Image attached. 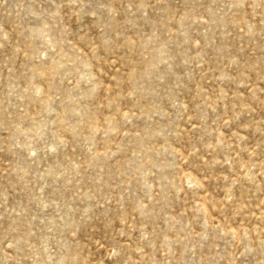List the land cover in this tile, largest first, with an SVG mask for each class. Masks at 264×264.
I'll return each mask as SVG.
<instances>
[{
    "label": "rangeland",
    "instance_id": "1",
    "mask_svg": "<svg viewBox=\"0 0 264 264\" xmlns=\"http://www.w3.org/2000/svg\"><path fill=\"white\" fill-rule=\"evenodd\" d=\"M0 264H264V0H0Z\"/></svg>",
    "mask_w": 264,
    "mask_h": 264
}]
</instances>
